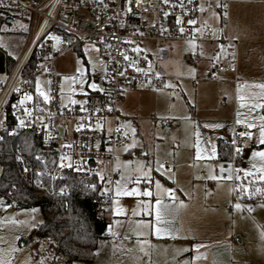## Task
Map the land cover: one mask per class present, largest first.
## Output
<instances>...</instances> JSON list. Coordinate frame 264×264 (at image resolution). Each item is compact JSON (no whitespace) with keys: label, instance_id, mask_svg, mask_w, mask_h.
<instances>
[{"label":"rangeland","instance_id":"1","mask_svg":"<svg viewBox=\"0 0 264 264\" xmlns=\"http://www.w3.org/2000/svg\"><path fill=\"white\" fill-rule=\"evenodd\" d=\"M6 2L12 7L13 20L2 28L0 47L18 60L28 42L32 13L19 4ZM216 5L215 1L201 4L204 9L202 17L212 25L220 24L221 14L217 12ZM229 9L226 16L230 27L242 34L237 40L238 71L245 80L243 87L235 91L233 84L227 81L232 77L231 72L223 73L221 82L202 78L193 83V76L202 75L205 60H199L198 67L191 62L188 56L194 46L191 42H175L170 45V59L159 62V67L170 78L159 88L131 89L119 103L120 112L134 130L135 137L128 147L117 150V181L121 179V174L131 176L134 181L140 175L136 169L142 163L146 168L151 167L152 183L141 178L139 185L128 183L127 187L150 189L153 196L116 197L115 184L109 212L112 230H108V234L111 238L103 237L100 240L93 261H77L73 264H190L187 256L173 251L178 241L192 243L197 238L216 239L221 236L220 231L233 233L234 240L240 235L255 240L264 239L261 229L264 228V181L259 179V173L252 167L253 163L259 167V158L254 161L252 152L264 149V145L258 142L261 124L259 117L264 116V108L255 107L264 104V89L256 87L264 84V0H235L229 3ZM223 27L227 30L229 26L223 22ZM89 47V44L82 46L85 53ZM83 56L79 50H70L58 59L63 103L86 101L83 95L85 78L83 83L71 79L75 77V70L86 71ZM96 58L94 51L86 54V59L92 61L93 66H96ZM0 77H3L2 73ZM165 120L170 121L173 127L166 130L162 126ZM237 120L243 122L237 123ZM250 122L257 127L249 129L247 124ZM236 126L240 127L239 135L241 132L253 133L252 139L240 136L239 148L244 165L238 176V184L242 179L252 178L260 181L262 188L263 198L245 203L246 209L240 202V194L234 191L233 183L222 180L224 172L221 173L220 169L223 165L214 160L216 156L211 151L214 147L216 152L219 138L232 142ZM252 143L255 146H251ZM197 144L200 158L196 155ZM135 148H138V155H124L129 149ZM158 163L164 166L160 171H156ZM166 163L176 164V168H168ZM245 171L255 175L245 176ZM213 175L221 178L211 179ZM155 181H159L165 189L171 188L178 198L173 201L169 195L163 197L164 202L173 210L168 219L176 231L171 234L157 236L151 227L155 218L154 212L149 214L155 207ZM181 201L183 206H180ZM236 204L241 207L237 209ZM0 205L4 209L0 213V259L5 264H66L65 257H56L48 242L33 234L34 228L43 222L39 207L18 208L6 204L1 198ZM117 207L122 208L123 212L116 214ZM134 211L136 215H133ZM187 214L200 226L217 225L225 229H186L179 220ZM146 223L150 226L144 227ZM188 234L193 239H182V236ZM23 240H27V243L22 244ZM141 247L144 252L140 251ZM257 261L258 257H254L246 262L256 264Z\"/></svg>","mask_w":264,"mask_h":264},{"label":"built area","instance_id":"2","mask_svg":"<svg viewBox=\"0 0 264 264\" xmlns=\"http://www.w3.org/2000/svg\"><path fill=\"white\" fill-rule=\"evenodd\" d=\"M5 1L28 9L32 18L22 55L11 71L0 77V140L5 135L15 136L25 129H32L40 135L45 146L56 149L54 165L37 171L48 179L41 178L39 186L50 195L67 193V188L57 187L56 183L66 178L67 171H72L80 179L102 181L103 196L110 203L111 210L119 175L117 150L128 147L135 137L120 112L119 103L131 89L159 88L170 78L159 67V62L170 59L172 43L214 45L218 54L215 70L236 71L237 68L236 44L225 37L223 27L199 25L201 0H168L167 3L165 0ZM219 2L224 12H228L230 0ZM189 20L196 23L190 24ZM84 44L90 45L86 53L82 48ZM70 50L84 54L86 71L83 77L80 71L74 72L77 81L86 80L84 104L61 101V74L57 62ZM91 51L97 56L96 66L86 59V54ZM189 58L198 61L200 54L194 52ZM31 61L34 65L29 67ZM206 77L217 79L213 73ZM192 80L196 82L198 78ZM92 83L98 88L92 89ZM234 83L235 88L242 86L243 80L238 72H235ZM90 89L106 98L104 107H90ZM41 91L50 99L46 101L40 95ZM26 96L32 99L27 100ZM162 126L166 130L173 127L166 120L162 121ZM239 129L238 126L234 128L233 155L223 161L228 170L222 176L233 183L235 191L244 165L243 156L235 151L241 145ZM15 154L23 172L27 173L29 167L22 150L17 148ZM131 155H138V151L133 150ZM37 159L43 161L44 158L38 155ZM175 166L166 163L168 168ZM229 175L231 179L226 178ZM15 188L13 186L11 190ZM0 198L5 202V196ZM3 211L0 205V213Z\"/></svg>","mask_w":264,"mask_h":264},{"label":"trees","instance_id":"3","mask_svg":"<svg viewBox=\"0 0 264 264\" xmlns=\"http://www.w3.org/2000/svg\"><path fill=\"white\" fill-rule=\"evenodd\" d=\"M11 8L5 0H0V33L4 24L13 20ZM15 62L0 47V73L10 72ZM33 65L34 61H31L29 67ZM88 96L90 107L102 108L106 105V98L98 91L90 89ZM17 148L22 150L29 167L27 173L23 172L15 154ZM217 150L222 160L232 157L231 142L223 138L218 140ZM38 155L43 156V161L37 159ZM56 155V149L45 146L40 135L32 129H25L15 136L5 135L0 140V196H5L6 204L18 208H40L43 222L34 228L33 234L46 240L56 257H65L66 264L91 262L96 257L99 241L108 234L110 203L104 199L102 181L80 179L72 171H67L66 178L56 183L57 187L67 188L66 194L50 195L41 188L39 180L48 179L37 171L52 167ZM13 186L16 188L11 190ZM237 193L243 203L263 198L260 181L252 178L242 179Z\"/></svg>","mask_w":264,"mask_h":264},{"label":"crops","instance_id":"4","mask_svg":"<svg viewBox=\"0 0 264 264\" xmlns=\"http://www.w3.org/2000/svg\"><path fill=\"white\" fill-rule=\"evenodd\" d=\"M212 1L217 2V5L215 8L217 12L221 14L219 16L220 24H215V25H221L223 27V22L227 23L229 27L227 28V30L224 29L223 27L224 35L226 38L231 39L236 44L237 68H236V71L233 69L226 70V71H216L215 65H216V60L218 59V54H217V51L215 50L214 45H211V44L197 45L193 43L194 46L191 50H189L188 56L194 52H198L200 54L199 60H205L206 65L203 67V72L201 76H193V77L198 78V80L194 82L192 80L193 78L192 77L191 81L193 83H197L202 78L208 79L206 77L208 73H213L217 77V79H214V80L216 82H221L223 81V79L221 78V75L226 72H231L232 77L229 78L227 81L231 82L233 84L235 91H237L238 89L243 87L244 81H245L242 75L240 74V72L238 71V40L237 39H239L240 36L242 37V34H240V31H235L230 27L229 18L228 16L225 15V12L222 6L220 5L219 0H201L200 6L202 2H212ZM234 1L235 0H230L229 3L234 2ZM202 15H203V11L201 12V17L199 19V25L200 26L212 25L206 22V20L204 19V17H202ZM198 61H191V62L194 63L196 67H198L197 65ZM206 62H208V64ZM235 72H238L243 80L242 86L239 88H235V83H234ZM217 145H218V141L216 143V152H215L216 157L214 158V160L222 163L224 167V173H225L228 169L223 164V161L225 160L220 159L218 156ZM133 150H138V148L129 149L128 151L124 153V155L132 156L131 152ZM174 168H176V166ZM222 180L224 179L222 178ZM237 185H238V182L236 184V191H237ZM233 187L235 191V186L233 185ZM175 195H176V192H175ZM240 202L244 204V206L243 205L242 206L244 209H246L245 203H243L242 201ZM191 218L192 217H190V214H187L186 217L184 216V218H180L179 222L180 223L182 222V225L185 226L186 229H191V230L195 229L199 231H202V230L215 231L214 229L218 227H220L221 230L225 229L217 225L203 227V226H200L199 224H196L195 219H191ZM261 229L264 232V228L261 227ZM219 235L221 236H219L216 239L197 238L193 240L192 243H179L178 241L177 244H174L173 251L177 252L179 255H182L184 257L187 256V258L190 259V264H248V262L246 261L254 257H258L259 259V261H257L256 264H264V239L263 238L259 240H255L254 238H246L244 235H240L236 240H234L233 233L230 234V232L228 231H220ZM182 237H184L182 239H193V236H191V234H188V236H182ZM105 238L110 239L111 238L110 234H107ZM176 239L179 240L178 238ZM99 244H100V241H99ZM102 244L104 245L105 243L102 242ZM198 245H200V247H197ZM183 264H186V262Z\"/></svg>","mask_w":264,"mask_h":264},{"label":"snow or ice","instance_id":"5","mask_svg":"<svg viewBox=\"0 0 264 264\" xmlns=\"http://www.w3.org/2000/svg\"><path fill=\"white\" fill-rule=\"evenodd\" d=\"M167 2H168V0H165V3H167ZM223 7L226 8L227 5H224ZM200 10L204 11L203 7H201ZM166 15H167V13H166ZM225 15H227L226 12H225ZM177 23H180V21L177 20ZM188 23L195 24L196 21L195 20H189ZM180 30L184 31L183 28H181ZM57 39H59V38H57ZM221 50H223V46H221ZM125 59H128V57L125 56ZM137 70L139 71L140 69H137ZM78 71L81 72V77H83L84 70L83 69H78ZM121 75H123V73H121ZM65 79H70V78L65 77ZM71 79L75 80V77H72ZM83 82H84L83 79H81V83H83ZM90 87L92 89H97L98 88V86L95 83H92L90 85ZM256 87L264 89V84L256 85ZM37 90L40 91L39 87L37 88ZM99 90L103 91V89H99ZM40 95H42L46 101L50 99V97L47 94H45L44 92H42V91L40 92ZM25 99L31 100L32 97L31 96H26ZM241 99H243V98H241ZM71 102L72 103H81V104L85 103L83 101H75V100H73ZM21 103H23V101H21ZM255 107L264 108V104H257V105H255ZM82 110H86V109H82ZM259 119L261 121V124L259 125L258 142H259V144L264 145V116L259 117ZM236 122L237 123H242L243 121L237 120ZM20 123H21V125H23L24 122L21 121ZM219 126L220 125H215V127H219ZM98 127H99V125H98ZM247 127L249 129H252L254 127H257V125L250 122V123L247 124ZM77 131H79V128L77 129ZM240 136L241 137L246 136L249 139H252L253 133L251 131L241 132ZM196 147H197V153H196L197 158H200L199 144H197ZM211 151H212V154L214 156L215 155V148L213 147V149ZM235 151H236L237 154H239L241 149L240 148H236ZM252 157H253L254 161H255L256 158H259V167H257L256 163H253L252 167L254 169H256L257 173H259V179L264 181V149L259 150V151H253L252 152ZM68 166L71 167L70 164ZM163 167L164 166L162 164L158 163L156 171H160ZM136 171H138L140 173V175L137 176L134 181L132 180L131 176L125 177L123 174H121V179L116 181V191H115L116 197H120V196H145V197H152L153 196V192L150 189L142 190L139 187H135V188L129 189L127 187L128 183H135V184L139 185L141 183V178L147 180V182L149 184L152 183V179H151V175H150L151 171H152L151 167H147L146 168V166L141 163V164L138 165V168L136 169ZM220 171H221V173L224 172L223 166H221ZM244 174H245V176L255 175V173H253L251 171H245ZM210 178L211 179H219L221 177H217V176L213 175ZM226 178L227 179H231V176L229 175ZM101 179H103V177H101ZM155 184H156V189H157V195H156V199H155V207L153 209H151V211L149 213V214H151L152 212H154V214H155L154 223L151 225V227L154 228L155 234L157 236H160L161 234H171L173 231H176L175 229L172 228L171 221L168 219V217L172 215L173 210H172V208H171V206L169 204L164 202L163 197L165 195H169V196H171L173 201H176L178 198L176 197L175 192L171 188H167V189L163 188L159 181H155ZM92 187L94 188L95 186L93 185ZM104 191L107 192L108 189L105 188ZM257 191H260V189H257ZM116 203L118 204L119 201L117 200ZM180 206H183V202L182 201L180 202ZM235 207L237 209H239L241 207V205L240 204H236ZM249 210H251V209H249ZM33 211H36V210L33 209ZM122 212H123V209L120 208V207H117L115 209V213L116 214H120ZM136 214L137 213L134 211L133 215H136ZM143 226L144 227H149L150 225L146 223ZM111 230H112L111 226H109V231H111ZM140 243L143 244L144 242H140ZM197 247H200V245H198ZM14 250L15 249H13V251ZM140 251L144 252V248L141 247ZM144 254L147 256L146 252ZM0 264H5V262L2 259H0Z\"/></svg>","mask_w":264,"mask_h":264},{"label":"water","instance_id":"6","mask_svg":"<svg viewBox=\"0 0 264 264\" xmlns=\"http://www.w3.org/2000/svg\"><path fill=\"white\" fill-rule=\"evenodd\" d=\"M62 130V129H61ZM27 243V240H23L22 241V244H26Z\"/></svg>","mask_w":264,"mask_h":264}]
</instances>
